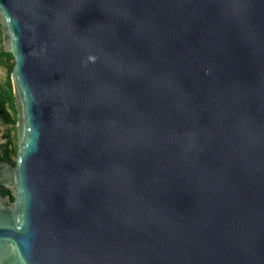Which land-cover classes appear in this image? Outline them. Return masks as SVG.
<instances>
[{
    "label": "water",
    "instance_id": "1",
    "mask_svg": "<svg viewBox=\"0 0 264 264\" xmlns=\"http://www.w3.org/2000/svg\"><path fill=\"white\" fill-rule=\"evenodd\" d=\"M0 23V264H264V0H0Z\"/></svg>",
    "mask_w": 264,
    "mask_h": 264
},
{
    "label": "trees",
    "instance_id": "2",
    "mask_svg": "<svg viewBox=\"0 0 264 264\" xmlns=\"http://www.w3.org/2000/svg\"><path fill=\"white\" fill-rule=\"evenodd\" d=\"M14 65L12 53L5 51L2 43V29L0 23V67L7 69L5 80L0 82V123L7 129L2 134L3 142L0 143V162L7 161L15 164L14 156L16 147L12 146V134L10 131L16 129L17 112L15 107V97L13 94L10 72ZM3 195H9L11 200L13 196L10 190L0 189Z\"/></svg>",
    "mask_w": 264,
    "mask_h": 264
},
{
    "label": "rangeland",
    "instance_id": "3",
    "mask_svg": "<svg viewBox=\"0 0 264 264\" xmlns=\"http://www.w3.org/2000/svg\"><path fill=\"white\" fill-rule=\"evenodd\" d=\"M7 74V69L5 67H0V82H3L5 80ZM7 131L6 127L0 123V143L4 141L2 138V134ZM12 134V146L16 147V153H17V135H16V129L13 131H10ZM14 159L16 160V154L14 156Z\"/></svg>",
    "mask_w": 264,
    "mask_h": 264
}]
</instances>
